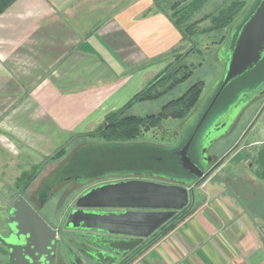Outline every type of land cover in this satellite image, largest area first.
Wrapping results in <instances>:
<instances>
[{"label":"crops","instance_id":"obj_1","mask_svg":"<svg viewBox=\"0 0 264 264\" xmlns=\"http://www.w3.org/2000/svg\"><path fill=\"white\" fill-rule=\"evenodd\" d=\"M155 1L16 0L0 13V143L6 131L58 142L119 113L182 44ZM248 133L209 157L183 218L118 264H264V128Z\"/></svg>","mask_w":264,"mask_h":264},{"label":"water","instance_id":"obj_2","mask_svg":"<svg viewBox=\"0 0 264 264\" xmlns=\"http://www.w3.org/2000/svg\"><path fill=\"white\" fill-rule=\"evenodd\" d=\"M225 46L222 77L198 122L179 144L165 153L159 150V160L150 154L131 152L97 157H104L99 167L140 165L169 174L176 179L175 184L126 179L93 186L75 200L58 228L19 197L7 213L8 235L0 236V243L7 249V264H57L59 259L65 264L66 260L68 264H118L188 207L196 181L210 173L200 164L201 138L208 135V124L222 115L224 106L228 114L238 97L264 86V0L252 1ZM82 150L88 157L78 169L92 162L88 147ZM78 157L79 153L75 160ZM62 229L73 232L74 250H60L57 240Z\"/></svg>","mask_w":264,"mask_h":264},{"label":"rangeland","instance_id":"obj_3","mask_svg":"<svg viewBox=\"0 0 264 264\" xmlns=\"http://www.w3.org/2000/svg\"><path fill=\"white\" fill-rule=\"evenodd\" d=\"M194 1L195 0H159V3L168 11V13L173 14L183 7H187V5ZM230 1L231 0H206L200 8L191 15L186 23L188 25H195V28L192 29L195 34L191 35L189 38L190 40H184L176 52L161 59L162 65L160 71L147 83L153 81L158 75H161L166 69H168V67L179 63V61H176L178 55L186 56L180 64L193 66L191 77L159 100L134 104L126 112L127 115L138 117L157 113L166 102L179 97L190 85L202 82L203 86L199 101L185 118L180 120L166 119L158 126L144 131L136 140H134L135 144L128 146L101 147L98 146V143L101 142L86 137H79L97 130L105 122L106 118L93 131L65 136L64 138L61 137L58 138V142L53 139H49L48 142L36 140L32 144L29 143L31 146H27L29 144L24 145L18 142H13L11 134L6 131L1 134H7L8 137H5V135L4 137L10 141L6 142L3 139V144L0 143V189L6 190V186H10L15 179L22 180V174H26L27 176L31 175V172H35L41 163L47 158L54 156L55 151L63 145L66 146L64 155L56 160L49 161L40 172L38 171L26 192L28 196H31L32 193L42 187V183H44L54 171L66 165L73 154L78 151H80V154L81 151H83L82 149L88 147L90 156H93L91 157L92 162L89 166L84 164L77 170L80 185L78 187L73 186L71 181L65 180L59 188H54L52 190L41 210L43 216L54 228L58 227L65 210L79 197V195L89 189L92 185L96 186L97 184L99 185L101 183H109L128 178L158 184H175L176 179L169 174L149 170L140 165L138 167H125L124 165H120L115 168L104 165L99 168L96 167L95 170L93 165L97 162V166L99 161L104 158H97L99 155H108L112 157L116 155H126L129 154V152L134 154H150L159 160L161 157L158 152L159 150L165 153V151L175 147L187 135L189 130L196 125L222 77L225 67V45L234 28L232 25L227 28L201 33L210 26L208 20H204V18L210 14L216 13ZM239 1L245 3V7L240 13L241 18L253 0ZM183 26H185V24H183ZM156 90L158 91L160 88L157 87ZM248 93L249 92L247 91L246 94ZM256 93L257 92L251 93L248 95V98L253 97ZM244 96L245 95L242 97ZM241 104L242 103H240V105ZM226 108V106L223 107L222 115H219L220 117L224 118L223 115L226 114L224 113ZM238 108H230L227 111L228 113L231 112L234 115V118L237 116L231 130H233L234 127L235 129L233 132L229 133L230 135L228 138H217V133H212L210 139L204 140L203 143L205 145L203 149L207 157L214 155L216 148H218L220 154L224 152L235 140H237L242 130L248 129L249 133L243 137V142H247L254 140L258 131L261 128H264V93L253 98V100L247 104L244 101L240 111H237ZM217 120L218 118H216L214 122H220V119ZM221 122L220 124H223V119ZM226 128L227 126L222 128L220 132L222 133ZM7 211L8 208L0 202V222L4 221L0 224V229L3 232H7L5 226Z\"/></svg>","mask_w":264,"mask_h":264},{"label":"trees","instance_id":"obj_4","mask_svg":"<svg viewBox=\"0 0 264 264\" xmlns=\"http://www.w3.org/2000/svg\"><path fill=\"white\" fill-rule=\"evenodd\" d=\"M16 0H0V13L6 10ZM206 0H195L193 3L183 7L175 13H168L159 0L155 1L156 8L163 12L171 23L180 32L182 42L190 40L191 35L195 34L192 29L195 28L194 24H186L191 15L198 9ZM256 1L252 4L254 6ZM245 7V3L239 0H231L223 8L219 9L216 13L210 14L204 20H208L209 28L201 33L211 32L229 26L235 27L240 18V13ZM185 24V26H183ZM177 47L168 55L176 52ZM167 55V56H168ZM186 56L178 55L176 61H179L174 66L168 67L161 75H158L153 81L147 83L143 89L137 92L119 111L117 114H112L106 117L105 122L94 132L82 135L79 137H86L94 139L98 142V146H128L133 145L136 140L144 131L158 126L166 119H183L185 118L198 103L202 86V82H197L190 85L179 97L166 102L157 113L149 114L143 117L134 115H127V110L137 103L148 101H156L164 97L168 92L174 90L177 86L187 81L192 75L193 66L180 64ZM159 87L160 90H156ZM66 148L62 147L57 150L53 160L62 157ZM34 173V171H33ZM208 176V175H207ZM206 177V176H205ZM204 177V178H205ZM196 181L195 185L200 184L202 180ZM187 208L180 211V214L174 216L167 224L161 227L160 233H165L174 226L178 220L182 219ZM156 233L155 235H157ZM158 234V235H159Z\"/></svg>","mask_w":264,"mask_h":264},{"label":"flooded vegetation","instance_id":"obj_5","mask_svg":"<svg viewBox=\"0 0 264 264\" xmlns=\"http://www.w3.org/2000/svg\"><path fill=\"white\" fill-rule=\"evenodd\" d=\"M263 90H264V86L260 90H258L257 93L255 95H253V97L248 98L246 101V104L249 103L250 101H252L253 98L257 97L258 95L263 94L264 93ZM219 117L220 116H217L216 118H218V120L220 119V122L223 119V124H220V122L218 120H217L218 122L213 121L214 123L212 122V123L208 124V127L205 131H207L208 129H210V130H208V132H209L208 135L205 136L206 140L210 139V136L212 133H217V138H221L224 133H227L231 129V127H233V123H234L237 116L234 118L233 114L232 115L231 114L230 115L225 114V115H223L224 118H222V117L219 118ZM226 126H227V128L224 129V131L221 133L220 132L221 129L225 128ZM62 147L66 148L65 145H63ZM62 147H59L58 149H60ZM57 150L55 151V153L57 152ZM53 157L54 156H52L51 158H47L43 163H41L39 168L34 173H32V172L30 173L31 175L27 176L26 174H24V175L22 174V180L15 179L14 182L10 186L9 185L6 186V190L0 189V202L2 203V205L7 207L9 210L10 207L12 206V204L16 201V199L19 197H22L32 206V208L34 210H36V212L42 218H44L46 221H48L43 216L41 210L44 206L46 199L48 198V195L52 192V190L54 188H59L60 185L65 180L71 181L73 186L78 187L80 185L79 175L77 174V170H78L77 165H76V163L75 164L72 163L73 161H75V158H76V154H73L69 158L68 163L66 165H64L63 167L54 171V173L46 181H44V183H42V187H40V189H38L36 192L32 193L31 196H28L26 194V192L28 191V188L30 187V185L33 182V179H34L36 173L38 171L40 172L43 169V167L49 161H52ZM209 161H210V158L207 157L205 153L201 155L200 164L205 166V172H208V171L211 172L216 167L217 161H213V162H209ZM128 179H130V178H128ZM131 179H134V178H131ZM122 180H126V179H120V180H116V181H122ZM101 184H103V183H101ZM93 186L94 185H92L91 187H93ZM72 204L63 213L62 218L58 224V227L62 223V220L64 219L65 215L71 210ZM108 211H110V210H108ZM112 211H121V210H112ZM7 213H8V211H7ZM7 221H8V218L5 221V226H6ZM3 222H0V224H2ZM6 228H7V232L6 231L3 232L0 229V236L6 237L8 235V227L6 226ZM158 232H159V229L151 237L155 236V234ZM72 234H73V232L62 229V231L58 235L57 243H59L60 250L62 251V253H64L65 251L69 252V249L74 250V248H73L74 245L72 243H74L76 240L73 239ZM68 239H72V240H68ZM6 259H7V249L0 243V264H7ZM66 263L68 264L67 260H66ZM57 264H65V262H63L62 259H59Z\"/></svg>","mask_w":264,"mask_h":264},{"label":"bare ground","instance_id":"obj_6","mask_svg":"<svg viewBox=\"0 0 264 264\" xmlns=\"http://www.w3.org/2000/svg\"><path fill=\"white\" fill-rule=\"evenodd\" d=\"M248 97H249L248 95H247V96H244V97H242V98H241V97H238V98L236 99V101H234V102L231 104V107H229V109H230V108H234V107H235V108H238V106H239V108H238V110H237V111H239V110L241 109V107L243 106V102H244V101L246 102L247 99H248ZM240 103H242V104L240 105ZM228 114L230 115V114H232V113L229 112ZM204 140H206L205 136L202 138V144H201L202 149H203V147H204V145H205V144L203 143ZM203 154H204V149H203Z\"/></svg>","mask_w":264,"mask_h":264}]
</instances>
